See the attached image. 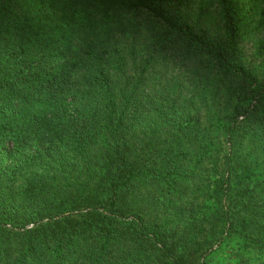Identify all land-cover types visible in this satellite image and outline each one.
<instances>
[{"label":"trees","instance_id":"1","mask_svg":"<svg viewBox=\"0 0 264 264\" xmlns=\"http://www.w3.org/2000/svg\"><path fill=\"white\" fill-rule=\"evenodd\" d=\"M219 3L225 38L191 0H0V264L264 255V76ZM143 38L208 78L139 93Z\"/></svg>","mask_w":264,"mask_h":264},{"label":"rangeland","instance_id":"2","mask_svg":"<svg viewBox=\"0 0 264 264\" xmlns=\"http://www.w3.org/2000/svg\"><path fill=\"white\" fill-rule=\"evenodd\" d=\"M219 1L191 0L190 6L184 10V16L189 22L207 30L213 37L225 38L227 34L223 21L224 13ZM233 1L237 7L238 27L241 34L239 43L243 59L248 65L250 63L254 68H259L260 71L257 73L264 76L263 59L257 54L259 44L264 40V0ZM142 41L143 43L138 46L137 51L149 59V62L151 61V71L139 93H157L167 96V93H175L178 82L185 83L186 78L189 77L190 80L191 75L198 73L208 78L206 71H200L194 66L195 64L186 65L178 57L155 54L154 58L153 50L150 48L151 42L146 38H143ZM191 81L196 84L195 79ZM256 190L258 199L264 200L263 184L257 185ZM241 252L238 241L231 240L214 253L211 257V264H239L240 260L236 255ZM243 254L252 257L250 264H262L261 261L264 259V255H254L249 251Z\"/></svg>","mask_w":264,"mask_h":264}]
</instances>
